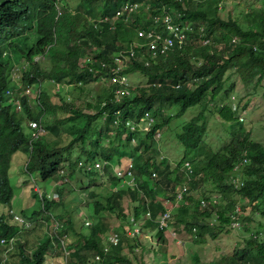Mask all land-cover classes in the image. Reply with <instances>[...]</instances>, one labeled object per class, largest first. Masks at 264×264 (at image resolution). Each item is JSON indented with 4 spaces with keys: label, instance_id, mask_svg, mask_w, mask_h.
Returning a JSON list of instances; mask_svg holds the SVG:
<instances>
[{
    "label": "trees",
    "instance_id": "obj_1",
    "mask_svg": "<svg viewBox=\"0 0 264 264\" xmlns=\"http://www.w3.org/2000/svg\"><path fill=\"white\" fill-rule=\"evenodd\" d=\"M56 1L0 0V205H9L13 195L10 167L15 152H27L28 159L23 169L29 173L35 172L42 178L50 173L56 177L64 152L72 155L70 148L73 144L80 147L78 156L88 159H111L115 154L131 156L137 185L142 193L138 195L139 191L130 187L110 190L102 197L90 193V197H95L88 205L89 214L94 220L86 225V231L75 227L74 218L66 210L60 214L54 212L58 226L50 224V231H43L36 242L29 241L26 234L41 224L37 217L44 210L50 211L62 203V195L59 200L40 199L38 207L21 213V223L11 219L7 208L1 210L0 241L4 238L6 243H0V250L7 247L2 244H9L8 247L12 245L11 256L15 262L11 264H43L48 249L63 254L64 264H148L145 253L151 246L142 243L137 233H130L129 228L133 227L132 220L147 216L155 228L156 238L162 240L165 227H159L156 217L165 208L157 202L156 196L166 193L171 200H175V189L180 179L179 167L183 166L185 160L190 162V176L204 172L207 177L217 181L219 189L235 190L255 208L252 214L242 215V220H246L245 224L242 223L243 227L240 226L242 242L234 246L231 254L207 264H264V146L245 133L238 119L237 106L232 108L226 101L218 104L214 110L209 106L218 96L229 97L233 91L234 83L226 84L228 69L234 68L243 79L256 75L259 81L264 76V6H250L239 18L231 13L225 16L220 14L226 0H211L210 3L202 0H79L74 10L65 3L58 14ZM125 1H145L154 13L163 9L173 15L174 21L180 24L189 22L182 47L152 55L144 46L143 52L148 62L145 63V59L137 55L127 62L123 72L139 71L148 78V82L131 85V94L122 96L118 101L114 93L116 83H108L93 102L68 99L59 83L81 80L86 84L101 79V74L109 75L108 67L102 68L93 63L94 56L111 65L113 52L129 44L137 47L135 42L140 39L137 30L151 20H145L144 12L133 13L129 21L117 19L110 27L116 11ZM103 16L107 17L98 27L89 21V18L98 20ZM28 30L37 33L32 43L27 41ZM205 39L208 40L203 42ZM42 43H47L48 47L44 49ZM19 47L33 52L27 55L31 64L23 70L22 80L38 87L44 79L52 80L54 90L49 94L45 87H40L34 103L31 104L24 96L17 108L5 102L4 89L10 81L12 65L21 59ZM36 52H44L46 57L31 61L32 54ZM90 53L92 57L81 65L80 58ZM79 89L83 92V88ZM195 107L198 108L197 112L182 122L176 132L177 139L184 147L181 158L174 166L167 157L157 160L159 150L152 135L153 130H159L162 135L172 118ZM53 110L63 114L50 120L48 114ZM116 110H119L117 114ZM145 111L155 117L152 130L145 133L129 131L122 138L124 128L118 124L113 134L108 133L114 117L120 120L138 119ZM208 112L225 121L237 122L238 129L221 150L211 148L204 138ZM63 118L68 119L72 127L81 120L80 128L67 143L59 144L60 140H56V144H51L50 134L43 132L32 142V149L29 150V137L23 124L25 120H41L47 129L51 121L58 122ZM243 156L247 157V162L234 169L235 163ZM238 170L242 184L233 187L227 178ZM153 171L158 176L155 181L152 180L155 177ZM108 176L113 183L115 177L110 172ZM192 186V182L189 183L172 214L174 220L184 230L193 233L196 241L203 242L210 236L229 231L230 214L239 216L242 213L236 209V198L217 203L205 190L198 197L189 194ZM124 195L133 200L137 198V203L127 208L123 203ZM201 199L206 202L202 204ZM107 212L120 218L124 224L111 230L118 233L119 241L108 245L105 250L108 242L106 239L104 242L100 234L108 232L110 227ZM45 217L50 219V216ZM27 220L36 221V225L30 229L32 223L25 225ZM238 220L241 218L238 217ZM253 220L256 224L255 229L251 230L249 222ZM69 238L70 241L67 240ZM29 242L35 245L31 249L27 247ZM124 245L133 252L135 260L123 252ZM8 247L6 250H9ZM135 247L141 249L139 255ZM96 255H99L98 259ZM194 256L197 260V254L194 253ZM5 261L4 254L0 264Z\"/></svg>",
    "mask_w": 264,
    "mask_h": 264
},
{
    "label": "rangeland",
    "instance_id": "obj_2",
    "mask_svg": "<svg viewBox=\"0 0 264 264\" xmlns=\"http://www.w3.org/2000/svg\"><path fill=\"white\" fill-rule=\"evenodd\" d=\"M78 1L79 0H67L66 3L72 7ZM210 1L211 0H202V2L205 3H210ZM64 2L65 0L58 1L60 6H64ZM250 6L262 8L264 6V0H226L224 7L220 9V14L225 16L227 13H231L241 18V13L250 8ZM143 16L146 15L143 14ZM34 40V35H29L27 38L28 42H33ZM39 43H41V41H39ZM41 45V47L45 48L47 43H42ZM90 57H92L91 53L86 56H82L79 60V63L81 65H85L87 59ZM99 59V56H94L92 58L93 63L98 64ZM226 73L229 75L226 84L234 83V89L230 93L229 97L224 98L218 96L213 102H211L209 105L211 110H214L218 104L224 101L228 102L232 108L237 106L238 119L240 122H242V127L244 128L245 133H248L251 139L261 142L264 146V76L259 81H257L256 75L252 78L250 77L248 79H243L241 74L234 68L228 69ZM127 75L129 83L132 86L146 84L148 82V78L139 71H132ZM15 83L21 84L18 77L15 78ZM52 85V82L49 80H44L42 82V87H45V90H47L49 94H52V90H54ZM107 85L108 82L106 80L97 79L86 84L82 83L81 85L77 86L74 84L64 85L62 89L65 93V96L68 95V99L70 100L80 102L82 99H87L93 102L96 95L101 93ZM79 88H83V92H80ZM36 93L37 88H34L33 93L28 98L31 104L34 103ZM197 109V107L189 108L184 114L172 118L170 120L169 127L167 129L164 128L162 132V136L160 137L159 141V148L161 150L158 154L167 157L168 162L172 166H174L181 158L184 150L182 143L176 137V132L178 131L180 124L194 115L197 112ZM62 114L63 113L61 111L53 110L48 114V118L51 120L52 118H58V116H61ZM206 114L207 130L204 138L211 148L215 150H221L227 143L231 141L232 133L238 129L237 122L225 121L213 112H208ZM77 122L78 124L74 123V126L72 127L70 126V121L68 119L66 120V118H63L58 122H55V120L51 121V124L49 128H47L48 130L46 132L50 134V143L53 144L57 139H59L61 144H65L69 138L75 135L80 128L81 120H78ZM108 132L113 133L115 130L114 128H110ZM92 135H95L94 131L92 132ZM71 152H73L72 157H75L78 153H80V147L77 144H73L71 146ZM120 158L123 160V157ZM27 159V152L19 150L13 155V160L10 167V179L14 192L9 206L17 213H22L23 211L29 212L32 208H36L38 206V202L36 201L32 192V187L36 182L40 187L43 185L47 186V191L50 190L52 186L50 183L51 181L47 177L49 174H45V178H35L36 182H34L29 177L27 172L23 171V164ZM179 171L180 179L176 189L183 182L188 183L187 186H189V183L192 182L193 188L188 191L189 194L198 197L200 196L202 190H205L206 194L211 196V198L217 203L225 202L231 198H236V209L242 213H240L239 216L232 213L230 214L231 222L230 225H228L230 228L229 231H222L215 237L210 236L206 239V241L203 242L196 241L194 239L193 233L184 230L182 225L172 217V214L176 211L181 200H176V198L175 200H171L168 197V194L158 193L156 196L157 202L164 205L166 208L165 210L170 211V218L168 220L167 227L164 228L162 240L156 238V235L154 234L155 228L151 226L150 220L147 216H141L138 217L137 220L135 219L137 224L135 228H137V230L135 231V228L133 230L138 232L137 236L141 239L142 243L145 242L149 247L151 246V249L147 250L145 253V260L148 262V264H207L209 261L216 259L218 260L223 255L231 254L234 246L242 242L241 227H243L242 223H246V220H242V215L252 214V212L255 210L253 204L249 203L246 199L241 198L235 190L231 188L223 190L219 189L216 184L217 181H213L210 177H207L204 172H201L195 176H190L189 174H186V170L183 166L179 167ZM33 174L36 175L35 172H33ZM157 177L158 176H155L152 178V180L155 181ZM234 177L236 179H241V172L238 170ZM232 178L233 177H228L227 181L232 184L233 187H239V185L235 186ZM24 179H26L25 182H23ZM86 182V177H84L79 172H75L74 175L70 177V181L65 187L67 192L63 195L62 203L57 204L53 210V212H56L57 214H60L64 210L69 212L74 218L75 227L78 230L82 229L84 231L87 230L86 225H84V220H94L89 214L90 207L88 205H90L89 203L92 202L91 200H93L95 197H90L89 191L92 190L94 191L92 193H95L96 196L102 197L107 192V189L110 185L108 178H106V181L102 182L100 179H97L96 182L98 183H92L91 185L86 184ZM135 190L136 192L139 191L138 195L142 193L139 187ZM136 199L134 198L133 200L129 198L128 195H125L123 203L130 209L131 206L137 203ZM6 207L8 206L0 205V211H4ZM108 216V222L110 225L108 232L106 231L104 234H100L101 239L104 242L106 233H109L113 228L118 227L119 224L122 223L121 219L114 216L113 214ZM42 217V215L37 217L41 224H38L34 230L26 234L25 237L28 238L29 241L36 242V238L39 239L44 233L43 231H50V226L52 225L51 221H49L48 218ZM158 217L159 214L157 215L156 219ZM238 217L241 218V227L233 228L235 226L234 220H237ZM138 224L140 225L139 229ZM255 224V220L249 222L251 230L255 229ZM34 225H36V221L33 222L31 226H29L30 229L32 226L34 227ZM67 240L70 241L71 239L69 238ZM34 246L35 245L32 242H29V245H27L29 249L33 248ZM12 250L13 248H9V250L2 248L0 250V258L4 254L6 256V261L3 264H11L15 262V259H13L14 257L11 256ZM54 251L53 249H48L43 264H64L65 257L63 254L59 255ZM135 251L137 255H139L141 249L135 247ZM123 252L126 253L130 259L135 260L133 252L129 251L126 245L123 247ZM194 253L197 254V260L194 256Z\"/></svg>",
    "mask_w": 264,
    "mask_h": 264
},
{
    "label": "clouds",
    "instance_id": "obj_3",
    "mask_svg": "<svg viewBox=\"0 0 264 264\" xmlns=\"http://www.w3.org/2000/svg\"><path fill=\"white\" fill-rule=\"evenodd\" d=\"M58 1H56L55 7L57 9V13L60 14L61 11H62L61 10L62 6L59 5ZM66 2H67V0H65L64 3H66ZM74 5L72 7L71 6H68V7L71 10H74V8H73ZM106 17L107 16H103V17L99 18L98 20H94L92 18H89V21H91L93 23L94 27H98V24L101 21H104V19ZM117 19H120V18H115V17L112 18L113 21H112V25H110V27H113V24H114L115 20H117ZM27 33H28V36L29 35H34L35 40H36L37 33H36L35 30H28ZM47 47H48V45L44 49H46ZM18 49H19V52L22 55L21 59H19L18 61H15V63L12 65L11 70L9 71L10 81H9L8 85L4 89L5 102L8 103V104L11 103L13 106H15L17 108H19L20 105H21V100H20L21 97L25 96L28 99L29 96L33 93L34 88H37V93L35 94V96H37L39 88L42 87V85L39 86V87L38 86L28 85L22 80L21 76H22L23 70L27 69L28 66L31 64L29 58H27V55L29 53L31 54L32 51H31V49H29V51L25 50V47L24 48H20L19 47ZM45 57H46V54L44 52L43 53L42 52H36V53L32 54L31 61H38L39 59H44ZM17 77L19 78V81H20L21 84L15 83V78H17ZM46 81H47V79H46ZM49 81L54 83L52 80H49ZM80 81L81 80H78V81L72 82V83L75 86H77V85H81L82 84V81H81V83H79ZM72 83H64V82H62V83H59L60 84L59 86L62 87V86H64V84L65 85H73ZM66 97L69 98L68 95ZM30 121H35V122H37V124H39L42 127V130L39 131L37 136L33 137L32 134H31V131H32L33 128H31V125L29 124ZM23 124L25 126V132H27L28 137H29V142H28V146L29 147L28 148L30 150V149H32V142L34 140H36L41 133H43V132L46 133L47 129H46L45 125H43L41 120L28 119V120H25L23 122ZM153 126H152V128H150L148 130H144V129H140V128H137L135 130H129V129H126L123 126L124 129L121 132V137L124 138L129 131H132V132L133 131H135V132L136 131H141L142 133H145L147 131L152 130ZM116 127L117 126H114L113 123H111V128H114V130H116L115 129ZM155 131L156 130H153L152 135H153L154 140L157 143L156 144L157 148L160 151L161 149L159 148V141H160V137L162 135H161V132H160V136L156 137L155 136ZM113 133H109V134H113ZM57 140H59V139H57ZM132 141H135V140L132 139ZM58 143L61 144V141L58 142ZM70 151H71V148H70ZM72 155H73V153H72ZM72 155H69L68 152H64V157L61 160L62 162L60 163L59 167L57 168V176L56 177H52L51 174L49 173V175L47 177L51 181L50 183L52 184V186H51L50 190H48V191H47V186L43 185L42 187H40L37 184L35 178L41 177L40 175H38L37 173H36V175H34L33 172L29 173L28 171L23 169V171L27 172L29 177L34 182H36L33 185V187H32V192H33V196L35 197L36 201L38 202V205L40 203V199L43 200V198H46L48 200H59L61 195H62V201H63V195H64V193L67 192L65 187L69 183L70 177L73 176L75 172H79L84 177H86V179H87L86 184H88V185H91L92 183H98V182H96L97 179H100L101 182H102V181H106V178H108V180L110 181V177L108 176V172H110V174H112L115 177V180L113 181V183H112V181L109 182L110 185H109L106 193H108L110 190H114V191L116 190L117 191V190H121V189L126 188V187L138 189L137 188L138 187V185H137L138 179L136 177L135 170L133 168L134 167L133 158L131 156H129L127 154H123V155L122 154L121 155L115 154L114 157L111 158V159L106 158V157H97V158H92V159L89 158L88 159V158H85V157H79L78 154L75 157H72ZM120 157H123V160ZM164 157H165L164 155H161V154L159 155L158 154L157 160H160V159H162ZM107 168H108V170H107ZM128 171H130V173H131L130 175H133L134 178H135V184L134 185H130V184L127 183V178L129 177L128 176L129 175ZM152 175L155 176V171L152 172ZM43 178H45V177H43ZM25 181H26V179L23 180V182H25ZM92 192H94V191H92V190L89 191V194L92 193ZM90 204H91V202H90ZM27 205H28V203H27ZM7 206L8 207H6V208L9 210V213H10V215L12 217L11 219H13V220H15L17 222H20V223L23 222L22 221L23 218L21 216V213H17V212H15L13 210V208H10L9 205H7ZM54 208H55V206L52 207L50 211L44 210L43 213H42V216L43 217H45V215L50 216V219L48 218V220L51 221V224L54 227H57L58 226V221L54 219V215H53L54 214V212H53ZM26 209H27V207H26ZM160 214L161 213H159V215ZM106 215H111V214L109 212H107ZM16 216H18L19 218H17ZM132 218L133 217L131 216L130 219L132 220ZM86 221H88V222H86ZM132 221L134 222L133 223V227L129 228V231H131L137 225L135 220H132ZM156 221H157V219H156ZM33 222H35V221L34 220H32V221L31 220L30 221L27 220L25 222V225H29L30 223L33 224ZM90 223H91V221L89 219H85L84 220V225H88ZM139 226H138V229H139ZM112 232H115V231H111L109 233H112ZM109 233L106 234V238H105L106 240H107V235ZM134 233H138V232H134ZM0 243H6L5 239L1 238ZM10 243H11V241H10ZM2 245L8 247L9 244H2ZM8 248H12V245H10Z\"/></svg>",
    "mask_w": 264,
    "mask_h": 264
},
{
    "label": "built area",
    "instance_id": "obj_4",
    "mask_svg": "<svg viewBox=\"0 0 264 264\" xmlns=\"http://www.w3.org/2000/svg\"><path fill=\"white\" fill-rule=\"evenodd\" d=\"M150 5L148 2L145 1H125L120 8L116 11L115 18H120L125 21L129 20L133 13H141L146 15L145 20H149L147 25L144 27L141 26L138 29V36L141 38L139 41H136L137 47H135L133 44H129L128 46L118 49L115 52L112 53V61L113 63L111 65L107 64V61L99 59L98 64L102 68H109L107 73L109 75L104 76V74H101V79L106 80L108 78V83H116L114 88L115 93V99L118 101L122 98L124 95H130L132 92L131 84L128 80V75L123 72V70L127 66V62L129 60L134 59L137 57V55L145 59V63L148 62L145 53L143 52V47L146 46V48L149 50L150 54L155 55L158 52L162 53L168 49H171L173 47H182L184 40H185V30L190 27V23L186 24H180L173 20V15L169 12H166L163 9L162 12L154 13L150 10ZM173 13H175L173 11ZM208 39H205L203 42H206ZM89 69H92L89 67ZM106 77V78H105ZM81 83V81L79 82ZM119 110H116L115 114H117ZM112 123L114 126H118L122 124L126 129L129 130H135L137 128L148 130L152 128V126L155 123V117L154 115L149 112L145 111L139 119L134 118H126L123 120L118 119V117H114L112 120ZM29 124L31 125L32 136H37L39 131L42 130V127L37 124L35 121H30ZM155 136H160V131H155ZM162 157V156H161ZM247 157L243 156L240 161L236 162L234 165V169H239L240 166L247 162ZM183 167L186 170V174L191 171L190 168V162L188 160H185L183 163ZM128 178L127 183L130 185L135 184V178L133 175H130V171H128ZM233 183L235 186L242 184L241 179L235 178L234 175H231ZM187 183L183 182L181 183L177 189H176V200L182 199L183 195L187 191ZM206 201L204 199H201V203L204 204ZM19 218L18 216H16ZM170 218V211L166 210L159 215L157 218V222L159 227H167L168 220ZM235 221V228H239L241 226L240 220H234ZM88 222V221H86ZM134 228L130 231V233H134L137 228H135V231H133ZM119 241V236L117 232H112L107 235V244L105 245L104 249H108V245L111 244H117ZM96 258H99V255H96Z\"/></svg>",
    "mask_w": 264,
    "mask_h": 264
},
{
    "label": "crops",
    "instance_id": "obj_5",
    "mask_svg": "<svg viewBox=\"0 0 264 264\" xmlns=\"http://www.w3.org/2000/svg\"><path fill=\"white\" fill-rule=\"evenodd\" d=\"M125 196V195H124ZM127 197V196H126ZM130 198V197H129ZM123 199H124V197H123ZM164 206V205H163ZM165 208V207H164ZM166 209V208H165ZM121 224H124V223H121Z\"/></svg>",
    "mask_w": 264,
    "mask_h": 264
}]
</instances>
